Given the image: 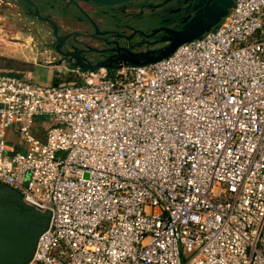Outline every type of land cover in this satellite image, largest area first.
Here are the masks:
<instances>
[{
  "label": "built area",
  "instance_id": "obj_1",
  "mask_svg": "<svg viewBox=\"0 0 264 264\" xmlns=\"http://www.w3.org/2000/svg\"><path fill=\"white\" fill-rule=\"evenodd\" d=\"M67 74L0 73V184L49 212L26 264H264V0Z\"/></svg>",
  "mask_w": 264,
  "mask_h": 264
},
{
  "label": "flooded vegetation",
  "instance_id": "obj_2",
  "mask_svg": "<svg viewBox=\"0 0 264 264\" xmlns=\"http://www.w3.org/2000/svg\"><path fill=\"white\" fill-rule=\"evenodd\" d=\"M28 1L20 0L26 15L35 17L36 10L39 15L53 20L50 15L55 12L81 22L80 30L60 32L59 25L53 20L55 32L61 38L57 40L51 25L39 19L48 25L51 36L50 42L44 43L51 54L47 55V63L67 70L92 69L88 67L105 62L108 66L99 67L112 69L124 63L117 58L124 50L141 52L163 47L167 42L160 38L167 33L161 28L179 29L203 4L200 0H137L133 4L114 5L89 0ZM148 18L155 23L147 24ZM156 29L159 30L153 33Z\"/></svg>",
  "mask_w": 264,
  "mask_h": 264
},
{
  "label": "water",
  "instance_id": "obj_3",
  "mask_svg": "<svg viewBox=\"0 0 264 264\" xmlns=\"http://www.w3.org/2000/svg\"><path fill=\"white\" fill-rule=\"evenodd\" d=\"M29 2L28 0H26ZM91 2L114 5L124 2L133 4L137 0H89ZM203 4L198 7L179 29L162 27L167 35L160 38L167 42L163 47L141 52H129L117 56L124 61L122 64H146L168 56L178 45L197 38L203 32L215 26L231 5L232 0H200ZM35 17L46 20L52 27V33L57 40L61 38L55 32L53 20L39 15L35 10ZM159 29L153 31L156 32ZM12 42L19 41L9 39ZM59 44V43H58ZM56 45L58 48L59 45ZM69 54V53H62ZM77 65L76 63H73ZM108 66L105 63L88 67L96 68ZM49 219L47 210H40L23 201L21 195L8 187L0 184V264H26L33 253L36 239L46 228Z\"/></svg>",
  "mask_w": 264,
  "mask_h": 264
},
{
  "label": "rangeland",
  "instance_id": "obj_4",
  "mask_svg": "<svg viewBox=\"0 0 264 264\" xmlns=\"http://www.w3.org/2000/svg\"><path fill=\"white\" fill-rule=\"evenodd\" d=\"M23 9L20 0H0V43L3 42L4 44L5 42L6 46L12 42L9 39H15L20 42L19 44H22L20 52L36 54V61L27 68L30 82L38 85H49L55 81L67 82L72 80V76L67 74V70L61 67L57 69L56 66L46 64L43 56L50 53L49 48L44 43L51 40L48 25L32 15L24 14ZM50 17L59 25L60 32L81 29V22L70 20L71 18L66 17V15L52 12ZM152 23L155 22L148 18L147 24ZM15 43L18 45V42ZM15 56L18 57L19 55L16 53ZM25 75L26 72L23 73V76ZM50 122L51 118L47 116L35 117L34 126L46 128Z\"/></svg>",
  "mask_w": 264,
  "mask_h": 264
},
{
  "label": "crops",
  "instance_id": "obj_5",
  "mask_svg": "<svg viewBox=\"0 0 264 264\" xmlns=\"http://www.w3.org/2000/svg\"><path fill=\"white\" fill-rule=\"evenodd\" d=\"M16 44L17 43L15 42H9V45L7 44L5 46V42L4 44L3 42L0 43V73L4 72V73H14L17 75H22L23 73L26 72V74L29 75L27 68L30 67V64L36 61V56H35L36 54H33L32 52H29L27 54L22 53L20 52L22 44L19 43L18 45ZM16 53L17 55H19L18 57L15 56ZM43 58H45L46 64L51 65L47 63L48 61L46 60L47 59L46 55H44ZM58 82L61 81H55V83Z\"/></svg>",
  "mask_w": 264,
  "mask_h": 264
},
{
  "label": "trees",
  "instance_id": "obj_6",
  "mask_svg": "<svg viewBox=\"0 0 264 264\" xmlns=\"http://www.w3.org/2000/svg\"><path fill=\"white\" fill-rule=\"evenodd\" d=\"M69 81V80H68ZM55 83V82H54Z\"/></svg>",
  "mask_w": 264,
  "mask_h": 264
}]
</instances>
